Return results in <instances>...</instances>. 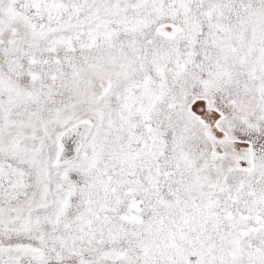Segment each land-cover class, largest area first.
I'll list each match as a JSON object with an SVG mask.
<instances>
[{
	"label": "snow or ice",
	"instance_id": "obj_1",
	"mask_svg": "<svg viewBox=\"0 0 264 264\" xmlns=\"http://www.w3.org/2000/svg\"><path fill=\"white\" fill-rule=\"evenodd\" d=\"M0 264H264V0H0Z\"/></svg>",
	"mask_w": 264,
	"mask_h": 264
}]
</instances>
